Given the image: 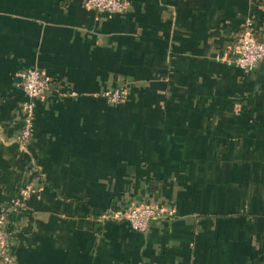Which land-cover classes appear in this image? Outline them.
<instances>
[{
	"label": "crops",
	"instance_id": "0c3cea01",
	"mask_svg": "<svg viewBox=\"0 0 264 264\" xmlns=\"http://www.w3.org/2000/svg\"><path fill=\"white\" fill-rule=\"evenodd\" d=\"M244 27L264 40V0H0V264H264V65L221 59ZM133 202L146 231L100 217Z\"/></svg>",
	"mask_w": 264,
	"mask_h": 264
},
{
	"label": "built area",
	"instance_id": "2783aa9c",
	"mask_svg": "<svg viewBox=\"0 0 264 264\" xmlns=\"http://www.w3.org/2000/svg\"><path fill=\"white\" fill-rule=\"evenodd\" d=\"M84 4L90 8L106 11H121L127 4V0H83ZM218 58H220L218 56ZM227 63H231L244 70L253 69L258 63L264 65V40L255 37L248 27L239 33L235 43L231 46V53L221 58ZM19 85L26 94V100L22 104V123L17 135L18 142L25 144L32 135V120L34 116L35 103L42 97L48 88V81L42 75L38 67L32 66L19 73ZM126 92L123 89L116 88L107 93L112 103L121 101ZM31 195V189L23 186L19 188L17 195L13 200V206L24 205ZM5 213L0 215V258L3 261H10L12 254L10 252L11 234L4 225ZM161 216L159 208L146 204L134 203L124 211H104L100 214L103 219L123 218L127 220L132 229L138 231L148 230L151 222Z\"/></svg>",
	"mask_w": 264,
	"mask_h": 264
},
{
	"label": "trees",
	"instance_id": "16d2710c",
	"mask_svg": "<svg viewBox=\"0 0 264 264\" xmlns=\"http://www.w3.org/2000/svg\"><path fill=\"white\" fill-rule=\"evenodd\" d=\"M44 94H45V92H44ZM44 94H43V95H44ZM43 95H42V96H43ZM40 98H41V97H40ZM21 119H22V118H21ZM18 190H19V189H18ZM14 198H15V197H14ZM14 198H13V200H14ZM131 204H134V202H133V203H130L129 205H131ZM12 205H13V203H12ZM129 205H128V206H129ZM20 206H23V205H20ZM128 206H126L124 209H116V210H118V211H124L125 209H127ZM14 207H15V206H14ZM105 211H113V212H115V210H113V209H107V210H105ZM103 212H104V211H103ZM2 213H5V212L2 211V212L0 213V215H1ZM115 219H116V218H115Z\"/></svg>",
	"mask_w": 264,
	"mask_h": 264
}]
</instances>
